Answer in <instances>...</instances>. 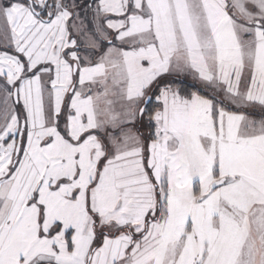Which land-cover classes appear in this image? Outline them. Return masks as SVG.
<instances>
[{"label": "snow or ice", "instance_id": "obj_1", "mask_svg": "<svg viewBox=\"0 0 264 264\" xmlns=\"http://www.w3.org/2000/svg\"><path fill=\"white\" fill-rule=\"evenodd\" d=\"M0 264H264V0H0Z\"/></svg>", "mask_w": 264, "mask_h": 264}]
</instances>
